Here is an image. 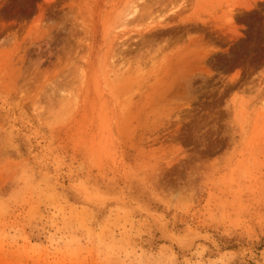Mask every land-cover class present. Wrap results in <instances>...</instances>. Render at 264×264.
<instances>
[{
    "label": "rangeland",
    "instance_id": "1",
    "mask_svg": "<svg viewBox=\"0 0 264 264\" xmlns=\"http://www.w3.org/2000/svg\"><path fill=\"white\" fill-rule=\"evenodd\" d=\"M0 264H264V0H0Z\"/></svg>",
    "mask_w": 264,
    "mask_h": 264
}]
</instances>
